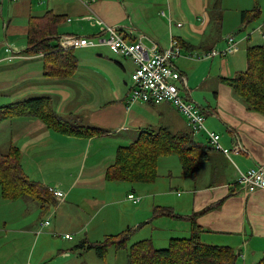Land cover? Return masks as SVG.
Masks as SVG:
<instances>
[{"label":"crops","instance_id":"crops-1","mask_svg":"<svg viewBox=\"0 0 264 264\" xmlns=\"http://www.w3.org/2000/svg\"><path fill=\"white\" fill-rule=\"evenodd\" d=\"M256 2L0 1V108L48 99L50 109L67 125L63 130H54L35 116L18 114L0 121V153L6 155L13 148L19 155L23 175L46 190L58 189L65 194L62 201L48 194V201L30 195L7 200L0 188V264H84L90 251L77 249L81 242L99 243L109 235L126 232L130 224L139 229L141 224H147L137 223L135 215L142 214L147 216L144 222L153 216V220L175 223L171 225L183 237L198 230L199 240L207 237L209 241L202 243L231 248L243 264H258L264 257V190L247 193L236 179L239 172L264 167V114L251 110L240 95L223 83L246 69L250 34L235 39L234 53L224 58L195 62L186 58L193 52L222 50L226 38L237 35L232 31L245 28L241 15L253 12ZM229 12L231 16L227 17ZM95 20L115 28L128 43L141 41L149 49L165 50L171 38L177 39L182 57L173 64L184 80L182 91L191 102L197 101L193 103L202 110L205 127L220 136V145L230 151L228 156L215 150L206 136L196 138L173 106L129 105L133 65L108 48L70 50L72 68L69 61L53 62L44 54L27 53L35 22L45 25L55 36L53 44L59 46L62 38L98 36L101 27ZM242 57L246 62L244 70L238 60ZM47 66H63L66 75L49 76ZM161 129L174 137L186 135L193 142L199 159L193 175L186 176L178 157L170 155L158 160L154 182L106 178L120 148L130 146L143 133ZM83 131L99 134H78ZM159 168L165 169L169 177L172 168L175 170L179 176L176 186L173 182L154 186L160 178ZM172 186L174 191L181 190L176 194V203L166 200L175 195ZM148 190L162 192L160 201L147 204L146 199L133 208L130 218L118 214L114 219L107 213L111 207L124 205L123 198L137 205L128 195L138 194L142 200ZM13 201L19 203L14 205ZM47 218L49 225L39 236L40 224ZM81 231L83 238L75 242ZM65 235L72 236V240L64 239ZM49 236L60 238L63 247H53Z\"/></svg>","mask_w":264,"mask_h":264},{"label":"trees","instance_id":"trees-1","mask_svg":"<svg viewBox=\"0 0 264 264\" xmlns=\"http://www.w3.org/2000/svg\"><path fill=\"white\" fill-rule=\"evenodd\" d=\"M259 15L258 7L251 13L243 12L242 25L258 19ZM34 26L29 35L27 53L30 55L44 54L53 62L69 61L68 64H71L69 67L72 68L70 51L58 50L56 52L59 46L53 44L55 36L40 22H35ZM246 60V69L234 78L224 79L223 83L240 95L251 110L264 114V41L260 45L247 49ZM47 67L49 76L66 75L63 72L65 69L63 66L60 69L56 66ZM13 114L35 116L54 130H63L67 127L66 122L50 109L48 99L30 100L11 109L0 108V121ZM78 134L92 137L99 133L83 131ZM196 154L197 149L186 135L174 137L164 129L155 133H143L133 144L117 151L114 164L106 171V178L119 182H154L158 176V160L170 155H176L184 174L191 176L197 166L196 161L199 160L196 159ZM19 160V155L13 148L6 155L0 153V188L3 197L7 200H14L30 195L48 201L52 196L49 194V189L46 190L23 175ZM47 194L50 197H47ZM127 239L128 232H122L116 236H109L99 243L81 242L77 249L93 250L102 260L105 258L108 247H115L117 250L125 249ZM128 253V264H235L239 255L228 247L202 243L199 240V231L194 229L189 238L171 239L168 248L156 249L149 240H143L133 244ZM258 264H264V257Z\"/></svg>","mask_w":264,"mask_h":264},{"label":"built area","instance_id":"built-area-1","mask_svg":"<svg viewBox=\"0 0 264 264\" xmlns=\"http://www.w3.org/2000/svg\"><path fill=\"white\" fill-rule=\"evenodd\" d=\"M161 15L164 13L162 12ZM169 22H171L170 19ZM95 23L101 27L98 36L95 38H62L58 48L70 51L78 48L106 47L113 54L129 60L133 65L127 97L129 105L135 103L154 105L167 103L183 116L193 135L203 133L215 150L226 156L229 155L230 151L223 148L219 143L220 136L205 127V116L202 110L191 102L182 91L184 80L173 64L174 60L182 57V49L176 38H171L169 47L165 50L149 49L141 41L128 43L115 28L104 26L99 20H95ZM180 26L177 24V27ZM235 49L236 40L229 36L226 38V46L222 50H210L203 53L193 52L186 55V58L203 61L215 57H225L234 53ZM236 183L247 193L256 189L264 190V167L258 166L247 172H239ZM48 191L56 200L62 201L65 198V194L58 189L49 188ZM128 199L134 204H138L141 200L133 194L128 195ZM48 225V219L41 222L40 231ZM64 239L72 240V236L65 235Z\"/></svg>","mask_w":264,"mask_h":264},{"label":"rangeland","instance_id":"rangeland-1","mask_svg":"<svg viewBox=\"0 0 264 264\" xmlns=\"http://www.w3.org/2000/svg\"><path fill=\"white\" fill-rule=\"evenodd\" d=\"M257 1V7L260 8V18H258V20H254L249 22V24H243V27H245L244 29H241L239 27V31L244 30V32L239 33L238 30L232 31L234 32L233 34H237L234 35L235 39H239L242 37V34L246 33V34H250V38L251 40H249L248 46H255V45H260L262 44V42L264 41L263 38V33H264V29L262 27V24L264 23V0H255ZM261 3V7L259 6V4ZM262 12V13H261ZM231 16V12H229L227 14V17ZM261 26V27H260ZM233 36V37H234ZM101 48H105V47H101ZM244 56V53H242ZM215 58H219V57H215ZM213 58V59H215ZM224 58V57H221ZM240 59V62L242 63V67L241 70L245 69V57L242 58H238V60ZM211 60V59H208ZM195 62V61H192ZM199 63V62H196ZM244 65V66H243ZM192 102L197 103V101H195L194 99H192ZM185 121V120H184ZM205 136L203 133L201 134H196V138L200 139L202 138V136ZM175 156V155H172ZM176 158V156L174 157ZM161 159V158H160ZM176 160V159H175ZM160 164V161H158ZM169 163L172 165L171 160L169 161ZM162 164V163H161ZM159 177L158 181L155 183L157 185V187H163L164 185H166L169 182H173V186H176L177 182H178V178L179 176L176 174L175 170H173L172 168V174L171 176H167V171L163 168H159ZM131 184H126V186H130ZM172 186V190L174 191L175 188H173ZM146 188V187H144ZM169 191V189H168ZM181 191V190H179ZM179 191H174L175 195L174 196H170L168 198H166V200H169V203H176L179 200V197L176 196V194ZM160 193L158 190H148V192H146V195L141 197L142 200L139 201V203L137 205H132L126 198H123V202H125L124 205H118L116 207H111L109 209H107V213L109 212L110 214H112L111 218H114L120 214L125 216L126 218H130L133 216V208H138L140 205L143 204V202H145V200L147 199L148 201H146L147 204H151V201H160ZM135 196H139L138 194ZM122 200V199H121ZM21 202V201H20ZM17 203H19V201H13L12 204L16 205ZM131 204V205H130ZM9 215H14L13 213H9ZM145 214H142L140 217H138V215L136 216V219H138L137 223H147L145 225L141 224L139 229H135L137 227H134V224H130V226H126V232H128V239L125 242V249L122 250H117L115 247H108L106 249V254H105V258L104 259H99L96 255L95 251H90V253L88 255H86L85 258V263L84 264H128V251L130 249V247L139 242V241H143V240H149L151 242V245L153 246V248L156 249H165L168 248L169 243L171 242V239H177V237H179L180 239L182 238H188L189 236L183 237L179 232H177L176 227H174L171 224H175V223H170L169 220L167 221V219H160L158 221V219L153 220V216L151 217L150 220H146V222L143 221V219H147V216H144ZM158 215V213H156V216ZM138 217V218H137ZM48 219V218H47ZM141 219V221L139 220ZM50 222V219H48ZM150 221V222H149ZM169 222V223H168ZM152 227H155L156 229H152ZM129 229V230H128ZM43 231H40V235H43ZM118 233V232H117ZM120 234V233H118ZM115 234L114 235H118ZM109 236H113V235H109ZM107 236V237H109ZM106 237V238H107ZM169 237H172L171 239H169V241H167V239ZM49 238L52 241V246L54 247L55 245L58 246L60 248L63 247L64 242L62 243L60 238H54L49 236ZM83 238V231L80 232V235L75 239V242H78L80 239ZM105 238V239H106ZM105 239H103L102 241H104ZM202 242H209L207 237L202 238ZM39 245H42V241L39 242ZM58 258H60L59 256H57ZM56 258V256H55ZM56 261V260H55ZM241 260L238 261V258L236 260V264H243V262H241ZM260 262V261H259ZM257 262V263H259ZM55 262H53L54 264ZM247 264H251L253 262L251 261H247ZM83 264V263H82Z\"/></svg>","mask_w":264,"mask_h":264}]
</instances>
